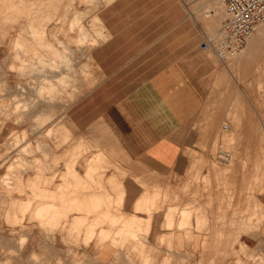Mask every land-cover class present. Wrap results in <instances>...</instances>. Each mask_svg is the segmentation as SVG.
Listing matches in <instances>:
<instances>
[{
  "label": "rangeland",
  "instance_id": "rangeland-1",
  "mask_svg": "<svg viewBox=\"0 0 264 264\" xmlns=\"http://www.w3.org/2000/svg\"><path fill=\"white\" fill-rule=\"evenodd\" d=\"M111 1L0 0V193L5 201V206H0V264H32L33 257L47 264H93L96 255L90 249L85 248L82 255H66L67 245L84 242L89 246L98 230L110 241L109 228L149 235L153 219L156 229L163 219L164 234L168 231V219L177 218L174 213L186 206L195 209V213H207L206 208L211 216L226 214L229 220L244 217L237 225H228L219 241L213 242L210 235L204 234L203 242L210 239V253L202 254L200 263L205 264L209 254V264H264V43L251 54L246 46L227 62L211 52L219 73L203 112L193 122L192 130L199 140L185 148V171L153 173L145 182L137 178L143 189L138 191V207L133 214L124 208L125 201L119 197L121 189H112L117 186L110 183L112 179L104 183V175L95 173L93 180L88 173L83 178L73 168L75 163L72 166L69 162L68 172L59 173L54 166L58 167L63 159L47 157L48 136L58 139L63 135L58 126L47 127L49 121L60 117L53 101L63 99L64 79L55 72L62 71L65 64L71 66L72 54H85L98 39H107L109 32L100 13ZM175 5L182 9L184 18L178 28ZM211 6L209 0H169L166 23L157 26L152 19L145 27L128 29V34L168 39V48L171 40L184 39L186 50L219 34L225 7L222 3L217 5L222 16L216 34L207 26L211 17L204 14L215 13ZM224 125L228 127L225 129ZM73 170L75 175L70 174ZM21 171L26 179L17 185ZM65 175L73 179L72 184L63 192L57 188L55 196ZM149 194L153 206L150 201L143 202ZM52 201L74 202L62 206L63 212L55 210L46 217L58 226L47 229L35 210L41 202ZM171 205L177 209L168 212ZM24 214L22 225L18 218ZM219 223L225 224L212 222L211 229ZM76 225L79 228L74 229ZM184 235L190 245L193 238L189 242L185 232ZM160 236L158 245L173 247L165 239L162 243ZM134 239L141 240L136 236ZM49 249L56 252H48ZM139 257L144 263V254ZM192 258L193 255L186 254L184 261Z\"/></svg>",
  "mask_w": 264,
  "mask_h": 264
},
{
  "label": "crops",
  "instance_id": "crops-1",
  "mask_svg": "<svg viewBox=\"0 0 264 264\" xmlns=\"http://www.w3.org/2000/svg\"><path fill=\"white\" fill-rule=\"evenodd\" d=\"M168 11L169 0H112L102 7L100 13L101 21L109 32L107 39H98L85 54H72L71 66L68 68L65 64L62 71L55 72L58 78L64 79L63 99L53 101L60 117L49 121L47 127L58 126L63 135L58 139L48 136L47 157L63 159L58 167L54 166L59 173L68 172L66 163L69 162L68 165L72 166L75 163L73 168L83 178L88 173L91 180L95 174L104 175V183L112 179L110 183H117V186L112 185V189H121L119 197L125 201L124 208L130 214L134 209L137 211L135 202L140 197L138 191L143 189L137 184V178L145 182L153 173H184L188 164L185 148L199 140L192 130L193 122L203 112L219 73L216 58L202 47V42L185 50L184 39L171 40L168 48V39L153 40L128 34V29L145 27L148 25L146 22L152 19L161 26L167 21ZM175 12V28H178L184 18L177 5ZM248 45L249 41L246 48ZM53 80H57L56 76ZM74 173V170L70 171L71 175ZM17 175L16 184L22 185L26 175L23 171ZM72 181L65 175L54 193L57 188L62 192L70 188ZM7 186L3 185V188ZM108 189H111L109 184ZM3 199L4 195L0 193L1 207L5 206ZM146 200H151L150 194L143 202ZM52 202H41L35 210L47 229L58 226L46 217L55 210L63 212L62 206H69L74 201ZM150 202L153 206V201ZM173 209L177 207L169 206L168 212ZM205 210L207 213L201 214L195 213L191 206L178 209L174 213L177 218H170L165 224L168 231L164 234L165 229L161 227L163 219L159 220V229L155 228L153 219L149 235L120 227L109 228L112 239L106 241L98 230L89 246L84 242L79 245L70 242L64 253L82 255L85 248L90 249L96 255L93 264H202L201 255L210 253L207 249L210 248V239L203 242L204 234L210 235L213 242L219 241L225 236L228 225L235 226L244 219L229 220L226 214L211 216L210 210ZM147 211L151 213L150 209ZM25 216L18 218L22 225ZM31 217L35 218V214L32 213ZM212 222L225 224L219 223L213 230L210 227ZM135 224L142 229L140 224ZM183 231L189 242L193 238L190 245L186 244ZM134 236L141 240H135ZM159 236L161 242L165 239L173 247L158 245ZM56 243L61 246L60 242ZM48 252L56 251L49 249ZM142 253L144 263L139 257ZM186 254L193 255L191 261H184ZM209 260L208 254L205 264H209ZM32 262L47 264L46 261H36L34 257Z\"/></svg>",
  "mask_w": 264,
  "mask_h": 264
},
{
  "label": "built area",
  "instance_id": "built-area-1",
  "mask_svg": "<svg viewBox=\"0 0 264 264\" xmlns=\"http://www.w3.org/2000/svg\"><path fill=\"white\" fill-rule=\"evenodd\" d=\"M225 7V18L219 34L202 41V47L213 52L223 62L236 57L249 39L264 24V0H220Z\"/></svg>",
  "mask_w": 264,
  "mask_h": 264
},
{
  "label": "bare ground",
  "instance_id": "bare-ground-1",
  "mask_svg": "<svg viewBox=\"0 0 264 264\" xmlns=\"http://www.w3.org/2000/svg\"><path fill=\"white\" fill-rule=\"evenodd\" d=\"M209 2H210V5L213 4V6H211V8H213V7L215 8L214 9L215 13L213 15H211V13H209V12L208 13H204L206 17H211L209 19V22H208L207 26H208V29L211 30L213 33L218 34L217 31H216L217 30L216 28L219 26V22L221 20L222 13L220 12V8L217 5H221V3H219V1H217V0H209ZM215 36H217V35H215ZM263 43H264V25H261V26H259L257 28V30L255 31V34H253V37L251 36V40H250L249 46H248L249 47L248 48L249 49L248 53L249 54L256 53L257 51H259V49L261 47V45H259V44H263ZM46 117H47V115H46ZM227 127H228L227 125H224L225 129Z\"/></svg>",
  "mask_w": 264,
  "mask_h": 264
}]
</instances>
